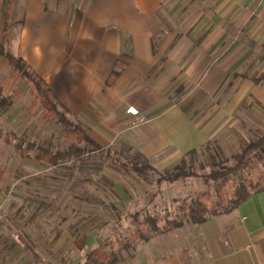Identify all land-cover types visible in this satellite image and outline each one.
I'll list each match as a JSON object with an SVG mask.
<instances>
[{
    "label": "crops",
    "instance_id": "1",
    "mask_svg": "<svg viewBox=\"0 0 264 264\" xmlns=\"http://www.w3.org/2000/svg\"><path fill=\"white\" fill-rule=\"evenodd\" d=\"M10 4L22 21L14 55L102 148L126 144L164 170L228 132L264 129V0H202L186 28L158 40L163 0ZM175 184L157 193L176 200ZM116 264H264V190L201 224L159 232Z\"/></svg>",
    "mask_w": 264,
    "mask_h": 264
},
{
    "label": "rangeland",
    "instance_id": "2",
    "mask_svg": "<svg viewBox=\"0 0 264 264\" xmlns=\"http://www.w3.org/2000/svg\"><path fill=\"white\" fill-rule=\"evenodd\" d=\"M10 6V0H0V171H4L0 180V264H84L94 249L116 251L118 240L133 232L136 213L140 219L162 216L167 211L174 212L181 198L215 187L214 181L206 183L202 176L180 180L171 186V194L178 200L167 201L157 193V179L172 167L159 170L141 152L119 143L58 167H48L41 161L27 163L36 158L40 146L65 150L71 140L63 135L62 125L46 119V109L25 76L8 91L2 88L13 67L1 51L15 54L22 22L11 19ZM201 10L202 0H163L159 15L162 33L155 38L186 28V14ZM190 87L187 81L183 92H189ZM202 102L199 100L195 107ZM60 111L64 113L62 108ZM259 129L228 132L218 143L198 148L196 171L200 175L208 173L216 150L223 158L229 157L256 140L264 131ZM8 139L35 146L29 155L20 153L14 161L16 150L7 143ZM122 162L129 168L120 166ZM133 163L141 168L148 163L153 169H146L144 175L133 169ZM201 163L206 164L204 169ZM26 171L33 174L16 173ZM158 233L152 231L151 237ZM82 236L88 241L83 249L79 246ZM143 241L139 240L131 250ZM127 253H119V258Z\"/></svg>",
    "mask_w": 264,
    "mask_h": 264
},
{
    "label": "trees",
    "instance_id": "3",
    "mask_svg": "<svg viewBox=\"0 0 264 264\" xmlns=\"http://www.w3.org/2000/svg\"><path fill=\"white\" fill-rule=\"evenodd\" d=\"M1 54L7 57L4 60H8L13 67L2 88L8 91L21 77L25 76L26 80L30 82L33 92L46 109L48 121L62 125L63 135L71 140L70 146L65 150L52 151L47 147L40 146L36 155L39 161L47 164L48 167H58L103 150L91 138L88 129L83 124L70 120L53 91L39 75L27 69L23 58L17 57L9 51L4 52V50L1 51ZM31 74L34 75L33 78ZM116 75L117 73H114L112 77ZM183 87L179 88V93L184 89ZM60 108L64 113L60 111ZM261 132L256 140L246 143L239 152L232 153L229 157L223 158L219 149L216 150V158L210 163L211 170L201 175L196 171L195 166L198 149L189 151L186 157L172 166L171 170L159 175L158 183L161 184L164 181L173 183L202 176L206 183L214 181L215 187H209L193 196L181 198L182 200L179 201L174 212L167 211L162 216L146 215L140 219L139 214L136 213L134 215L136 226L133 232L118 240L116 251L94 249L87 254L84 264H116L120 259L119 253L125 250L130 251L139 240H148L152 231L158 233L172 230L182 226L185 220L201 224L213 215L230 211L251 194L264 190V131L261 130ZM7 141L11 143L12 139ZM218 142L217 140L212 141L206 146ZM34 146L33 144L26 145L24 141L14 142L15 149L24 154H29ZM120 166L129 168L128 164L124 162L120 163ZM205 166V163L200 164L201 169H204ZM149 168L153 169L148 163L142 168L133 163V169L142 172L144 175L145 170ZM85 242L86 237L82 236L79 240V246L82 249L85 247Z\"/></svg>",
    "mask_w": 264,
    "mask_h": 264
}]
</instances>
